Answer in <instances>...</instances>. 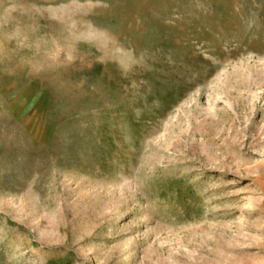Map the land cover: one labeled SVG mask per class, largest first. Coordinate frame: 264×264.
Wrapping results in <instances>:
<instances>
[{"label":"rangeland","instance_id":"rangeland-1","mask_svg":"<svg viewBox=\"0 0 264 264\" xmlns=\"http://www.w3.org/2000/svg\"><path fill=\"white\" fill-rule=\"evenodd\" d=\"M0 264H264V0H0Z\"/></svg>","mask_w":264,"mask_h":264}]
</instances>
